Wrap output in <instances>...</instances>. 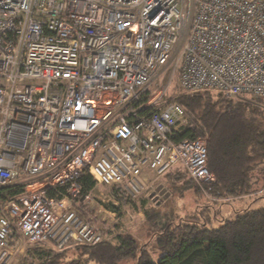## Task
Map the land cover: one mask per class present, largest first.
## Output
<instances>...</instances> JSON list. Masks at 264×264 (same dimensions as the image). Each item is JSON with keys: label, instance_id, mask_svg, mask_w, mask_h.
<instances>
[{"label": "built area", "instance_id": "built-area-1", "mask_svg": "<svg viewBox=\"0 0 264 264\" xmlns=\"http://www.w3.org/2000/svg\"><path fill=\"white\" fill-rule=\"evenodd\" d=\"M172 85L264 99V0H0V187L19 190L0 199V264L115 242L85 176L131 195L174 168L216 181L207 138H176L186 108L157 102Z\"/></svg>", "mask_w": 264, "mask_h": 264}, {"label": "trees", "instance_id": "trees-1", "mask_svg": "<svg viewBox=\"0 0 264 264\" xmlns=\"http://www.w3.org/2000/svg\"><path fill=\"white\" fill-rule=\"evenodd\" d=\"M209 93H219L223 97L215 99L207 96ZM262 100L250 96L232 98L222 92L183 94L178 97V102L191 117L176 138L207 136L209 168L215 174L216 181L206 183L205 187L211 195L219 198L236 200L257 195L243 209L237 212L235 206L230 205V212H234V215L228 217L230 214L224 215L221 207L210 205L212 214L210 211L206 214L212 216L211 221L189 220L174 224L159 220L164 222L152 224L157 232L151 233L152 237L149 238L153 251L149 249L147 241V245L146 242L141 245L136 236L120 234L114 243L83 246L84 255H87L85 261L95 264H120L127 260H136V264H264ZM170 172L187 174L180 168ZM260 182L262 186L251 189L253 184ZM81 183L85 191L95 185L90 176L82 178ZM17 192V189L0 187V199L6 201ZM51 193L55 195V192ZM260 199L263 202L255 205ZM36 253L42 256L40 264H59L57 260L60 256L45 258L42 250ZM86 262L74 260L68 264Z\"/></svg>", "mask_w": 264, "mask_h": 264}, {"label": "rangeland", "instance_id": "rangeland-1", "mask_svg": "<svg viewBox=\"0 0 264 264\" xmlns=\"http://www.w3.org/2000/svg\"><path fill=\"white\" fill-rule=\"evenodd\" d=\"M168 75L169 73L166 72L161 76L155 88L149 92V95L154 96L160 86L163 83L166 84ZM183 94L186 93L182 89L172 85L169 87L167 94L160 96L157 102L158 104H164L166 102L178 101V97ZM207 96H212L215 99L223 97L219 93H209ZM262 101L264 103V100ZM203 136L207 138L206 135ZM169 172L157 184V186L163 184L167 188L170 192L168 197L161 195L159 192L157 194L154 193L153 188L143 194L131 195L115 187L94 185L88 191H85V194L89 195L90 201L87 204L89 206L88 210L97 215L99 220L102 218L106 219V224L109 225L110 229H113L114 234L112 237H117L120 234H132L140 240L142 245L146 241L150 242L151 233L157 232V229L152 227V224L159 220L171 221L174 224L189 220L203 222L208 219L211 221L212 216L210 217L206 214L208 211L212 214L210 205H218L222 208L224 215L230 214L228 217H231L234 215V212H230V205L232 207L235 206L237 212H239L250 199L257 196L249 195L250 197L248 198L242 197L236 200L229 197H215L209 193V190L205 187L206 184L197 183L186 173ZM255 176L260 178L258 173H255ZM261 182L258 185L253 184L251 189L254 190V188L262 186ZM262 202L263 199H260L255 202V205H259ZM108 211L117 213L120 217L118 224L115 223L117 215H110L107 213ZM113 224L115 225L113 226ZM151 246L150 244L149 249L153 251L154 248H151ZM22 248V250H15L6 264H40L42 256L36 253L38 250H42V255L45 258L60 256L57 260L59 264H68L74 260L78 262L83 260L84 263L87 258V255H84V247L80 245L63 251H60L58 248L54 249L51 244H26ZM86 264L95 263L89 261ZM120 264H136V260H127Z\"/></svg>", "mask_w": 264, "mask_h": 264}, {"label": "water", "instance_id": "water-1", "mask_svg": "<svg viewBox=\"0 0 264 264\" xmlns=\"http://www.w3.org/2000/svg\"><path fill=\"white\" fill-rule=\"evenodd\" d=\"M157 191H158L161 195H163V196H165V197H168V196L170 195V192L167 191V188L164 187L163 184H159V185L157 186Z\"/></svg>", "mask_w": 264, "mask_h": 264}]
</instances>
